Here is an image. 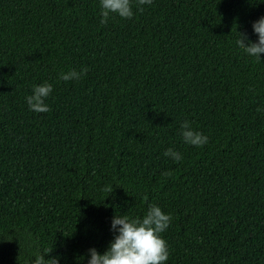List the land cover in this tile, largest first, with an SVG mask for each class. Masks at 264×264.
Wrapping results in <instances>:
<instances>
[{"label":"trees","instance_id":"16d2710c","mask_svg":"<svg viewBox=\"0 0 264 264\" xmlns=\"http://www.w3.org/2000/svg\"><path fill=\"white\" fill-rule=\"evenodd\" d=\"M132 4L101 24L99 0H0V264L50 247L87 264L114 215L149 203L172 217L165 264H264V53L236 44L258 41L264 0ZM45 82L36 113L25 97Z\"/></svg>","mask_w":264,"mask_h":264},{"label":"clouds","instance_id":"9594fccd","mask_svg":"<svg viewBox=\"0 0 264 264\" xmlns=\"http://www.w3.org/2000/svg\"><path fill=\"white\" fill-rule=\"evenodd\" d=\"M152 2L153 0H136L137 10L143 12L144 9L141 6L150 5ZM99 4L101 24H106L111 14H116L123 19H130L134 15L132 0H99ZM252 28L258 35V41L252 42L246 34L238 32L236 44L246 54L260 60V54L264 53V16L254 21ZM86 73V67L79 71L70 69L67 72H61L59 78L64 81L80 80ZM51 92L52 85L47 82L33 85L32 94L25 97L29 109L36 113L49 112L51 109L45 103V99ZM180 129L186 144L202 147L208 142V137L194 130L187 120L181 122ZM164 155L176 162L183 159L182 155L172 148L166 149ZM171 175V171L162 173L164 177ZM144 199L147 201V196ZM171 220V215L163 212L154 203L148 204L147 211L142 217L114 215L111 229L117 234L109 242L103 254L98 253L95 248H90L87 264H165L169 258V250L161 234L169 227ZM52 250V247L46 248L44 254ZM44 254L36 255L29 264H58L57 257L46 259Z\"/></svg>","mask_w":264,"mask_h":264}]
</instances>
